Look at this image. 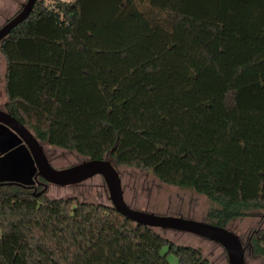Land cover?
Listing matches in <instances>:
<instances>
[{
    "label": "trees",
    "instance_id": "trees-1",
    "mask_svg": "<svg viewBox=\"0 0 264 264\" xmlns=\"http://www.w3.org/2000/svg\"><path fill=\"white\" fill-rule=\"evenodd\" d=\"M0 52L6 111L41 142L195 190L219 226L264 208V0H37ZM169 254L210 264L111 203L0 182V264Z\"/></svg>",
    "mask_w": 264,
    "mask_h": 264
},
{
    "label": "rangeland",
    "instance_id": "rangeland-1",
    "mask_svg": "<svg viewBox=\"0 0 264 264\" xmlns=\"http://www.w3.org/2000/svg\"><path fill=\"white\" fill-rule=\"evenodd\" d=\"M27 0H0V27L18 13ZM51 0H47L50 2ZM5 59L0 52V109H6L5 95ZM45 151L56 168H64L80 163L86 158L75 151L55 147L43 142ZM122 178L124 196L132 207L155 212L157 214L183 216L207 221V213L213 206L211 200L192 189L179 188L166 184L151 171L117 165ZM46 195L50 198L76 197L81 201L93 203H111L106 182L101 175H95L74 185L51 184ZM228 228L235 232L242 242L252 234L264 235V208L254 209L245 217L229 223ZM168 239L178 244L200 248L210 264H229L223 246L217 242L196 234L174 229H158ZM166 253V250L163 251ZM247 264H264V258L247 255ZM169 261L178 264L174 254H169Z\"/></svg>",
    "mask_w": 264,
    "mask_h": 264
},
{
    "label": "water",
    "instance_id": "water-1",
    "mask_svg": "<svg viewBox=\"0 0 264 264\" xmlns=\"http://www.w3.org/2000/svg\"><path fill=\"white\" fill-rule=\"evenodd\" d=\"M36 1L27 0L21 10L0 27V42L13 27L29 16ZM37 172L47 182L61 186L78 184L101 175L106 182L112 206L128 219L156 229L181 230L207 238L223 246L229 264H246V247L240 237L228 227L132 207L125 199L120 173L109 157L86 158L72 166L56 168L52 165L43 142L33 131L9 112L0 109V182L31 187L36 183L34 175Z\"/></svg>",
    "mask_w": 264,
    "mask_h": 264
},
{
    "label": "flooded vegetation",
    "instance_id": "flooded-vegetation-1",
    "mask_svg": "<svg viewBox=\"0 0 264 264\" xmlns=\"http://www.w3.org/2000/svg\"><path fill=\"white\" fill-rule=\"evenodd\" d=\"M6 110V109H5ZM34 180H35V185H33V186H24V187H27V188H30V189H33L34 191H37V190H39V191H42L44 188H45V186H47L46 187V190L44 191V193L46 194V192H47V189L49 188V185H51V183H49V182H47L46 181V179H44L40 174H38V172L34 175ZM23 186V185H22ZM261 235V234H260ZM259 235V233H254L253 235L251 234L250 236H249V238H248V240L247 241H245V242H243V245L246 247V255L248 254V253H251L253 256H255V257H260V258H264L263 256H261V255H256L255 253H254V245H253V239L255 238V237H258V236H260ZM262 236H264V235H262ZM246 258H247V256H246ZM246 264H247V259H246Z\"/></svg>",
    "mask_w": 264,
    "mask_h": 264
}]
</instances>
